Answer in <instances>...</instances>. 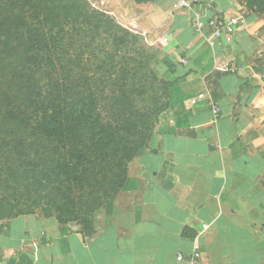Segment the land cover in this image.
<instances>
[{"label":"crops","instance_id":"1","mask_svg":"<svg viewBox=\"0 0 264 264\" xmlns=\"http://www.w3.org/2000/svg\"><path fill=\"white\" fill-rule=\"evenodd\" d=\"M94 2L159 35L170 106L106 203L105 227L84 237L55 217L0 221V264H190L195 242L202 264H264V16L239 0ZM212 16L243 21L227 41L213 37Z\"/></svg>","mask_w":264,"mask_h":264},{"label":"trees","instance_id":"2","mask_svg":"<svg viewBox=\"0 0 264 264\" xmlns=\"http://www.w3.org/2000/svg\"><path fill=\"white\" fill-rule=\"evenodd\" d=\"M264 15V0H239ZM94 0H0V221L55 217L96 233L173 82Z\"/></svg>","mask_w":264,"mask_h":264},{"label":"built area","instance_id":"3","mask_svg":"<svg viewBox=\"0 0 264 264\" xmlns=\"http://www.w3.org/2000/svg\"><path fill=\"white\" fill-rule=\"evenodd\" d=\"M201 0H180L182 5L186 6L189 9L196 7L197 4L200 3ZM207 9H212L211 4H207ZM204 16L200 13L196 14V22L195 25L199 26V21L202 20ZM243 18L242 16H230L229 18H219L216 16H212L208 19L209 26L213 29V37L215 38H223L227 41H231L233 37V33L235 32L236 28L242 23ZM182 62L185 63V60ZM219 107L214 105V112L218 115L219 114ZM209 228L208 224L203 225V230L205 231ZM179 259L182 260L184 257L179 255ZM190 264H202V253L200 249V244L198 242L194 243V249L191 254Z\"/></svg>","mask_w":264,"mask_h":264},{"label":"rangeland","instance_id":"4","mask_svg":"<svg viewBox=\"0 0 264 264\" xmlns=\"http://www.w3.org/2000/svg\"><path fill=\"white\" fill-rule=\"evenodd\" d=\"M95 5L99 9H101L96 3H95ZM101 10H103V9H101ZM114 19L116 20V18H114ZM130 31H132V30H130ZM132 32H135L141 36L140 46L146 50V56L148 57V59L150 61V66L154 71L157 67H160V63H159L160 61L163 62L165 60H168V57H167L168 55L166 56L168 48H164L161 46L158 34H155V33H152V34L138 33L136 31H132ZM108 206L109 205H105L104 208L98 213V217L96 219V227L103 228L106 226L107 218L109 217V212L111 211V207H108ZM37 215L42 216L41 214H37ZM69 225L74 226V227L78 228L79 230H81L80 225H78L75 222H72Z\"/></svg>","mask_w":264,"mask_h":264}]
</instances>
